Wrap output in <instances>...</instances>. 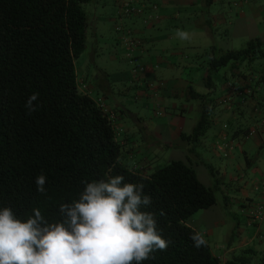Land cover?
Returning <instances> with one entry per match:
<instances>
[{
	"label": "trees",
	"instance_id": "trees-1",
	"mask_svg": "<svg viewBox=\"0 0 264 264\" xmlns=\"http://www.w3.org/2000/svg\"><path fill=\"white\" fill-rule=\"evenodd\" d=\"M89 1L0 0V210L11 208L16 218L26 222L34 216L33 209L39 208L47 223L61 222L64 215L60 206L78 200L85 182L107 181L123 175L125 182L145 185L144 194L152 197V204L141 210L156 213L158 230L171 241L166 251L157 250L154 258L142 264H223L208 243L207 247L194 246L190 236L196 230L187 225L196 213L214 207L217 204L215 191L220 185H227L217 177L215 166L204 164L215 178V190L201 183L195 169L183 161L154 167L152 158L148 161L151 162L149 169L133 166L131 148L130 151L126 149L111 119V115L118 117L119 113L107 106L105 99L97 102L90 96L91 92L80 90L81 76L76 60L86 48L87 16L82 4ZM136 2L138 0H132L129 5L132 13L144 14L143 9L147 7H137ZM200 59L206 62V67H202L206 71L203 81L209 92L200 93L191 84L175 95L179 101L183 99V103L201 102L202 117L193 133L182 131L179 135L189 145L200 143L217 125L212 120L215 107L226 103V112H243L248 110L246 106L254 96H261L262 90L264 93V63L258 73L251 70L249 64L245 69V65L241 66L264 60L263 36L249 41L242 50L225 52L213 46L204 51ZM189 62L192 65V58ZM144 65V71L139 70V73L145 72V77L131 72L129 83L137 91L145 83L149 89H167L165 81L153 83L146 79L148 72L153 70ZM223 68L231 69L230 76L228 73L222 77L226 82L230 78L231 87L237 86L234 90L239 96L233 95L228 87L227 96L219 101L221 98L213 97L217 90L214 79L220 77ZM104 83L97 82V90L107 93L110 85L106 87ZM32 93H38L37 103L42 106L28 114L25 105ZM255 107L264 113V105L260 102ZM168 110L178 108L158 105L153 111L157 116H164ZM186 111L183 105L180 112ZM128 113L121 112L122 115ZM131 117L140 124V131H147L141 121L134 115ZM253 119H257L255 126L245 123L238 125L242 128L239 132L229 129L231 136L214 137L213 145L223 158L233 156L236 145L264 130V116ZM190 152L194 153L195 149ZM42 172L47 176L45 193H39L36 185L37 176ZM256 209L252 206L247 210V226L260 227L264 222V218L254 220ZM161 210L166 214L159 215ZM240 252L228 256L233 258L225 264H264V251L247 247Z\"/></svg>",
	"mask_w": 264,
	"mask_h": 264
},
{
	"label": "rangeland",
	"instance_id": "rangeland-1",
	"mask_svg": "<svg viewBox=\"0 0 264 264\" xmlns=\"http://www.w3.org/2000/svg\"><path fill=\"white\" fill-rule=\"evenodd\" d=\"M131 1L90 0L82 4V9L87 16V29L85 51L76 60V69L79 72V76H81L79 78L80 90L83 93L91 92L90 96L97 100V102L98 99H105L106 105L119 113L120 116H116L112 120L119 138L125 144L126 149L130 151L131 148L129 153L133 158L131 160L133 166L149 169L151 162L148 161H151L152 158L154 160V167H164L172 161H183L195 169L201 183L215 190V178L204 164L215 166L217 175L222 174V171L220 172L222 165L230 164L231 169L229 171L231 173L232 171L234 172L232 165L237 160H240L238 153L235 154L232 150L234 158H223L222 153L216 151L217 147L213 145L214 142H211L213 139L211 138L212 132L210 130L201 138L202 143L200 142L196 145H189L187 142L182 141L178 131L172 134L169 116H157L149 108L154 107V105H147L141 100V94L127 81L129 73L132 72V67L136 66L135 62L140 65L143 63V57H139L141 55L134 53L129 45L125 43V40L129 37L131 31L139 37L137 31L140 30L142 34L145 33L150 36V40L154 41L149 40L148 43H137L134 46L135 49H139L141 46L142 48L154 46L153 49L157 50L158 54L164 51L166 52L165 55H170L173 52V47L175 49L176 47H180L183 49L187 59L192 58L191 66L196 68L195 70L191 68L184 69L183 72L188 75L185 78L190 79L189 81L192 82V85L198 92L207 94L209 90L206 87V83L204 84L205 81H203L206 71L202 68L206 67V62L203 59H198L196 56L203 49H209L212 46H216L225 52L245 49L249 41L264 34V22L257 24L255 19L257 15L250 16L248 11H244V15H242L241 6L236 4L241 2V0H219L211 7L203 6V0H190L196 1L197 4H191L188 10L182 9L183 0H172L171 6L164 4V0H141V3L136 2L135 5L137 7H147L146 10L143 9L145 13L126 15L123 11L124 2L129 3ZM262 5L264 6V2ZM154 6L157 9H154ZM125 11H127L126 8ZM172 15H175V17L173 18ZM220 15L225 16L226 22L224 24L217 22L218 18H215L220 17ZM150 16H153L154 19L150 20ZM164 16H169L170 18L165 19ZM261 16L264 18V13H261ZM157 17L159 19H156ZM206 22L210 24V28L208 27V29L201 26ZM134 26L136 29L133 28ZM177 29L189 32L190 39L182 40L178 36L176 37ZM210 33L212 36H210ZM137 57L139 58L136 60ZM180 61L183 62V65L187 62L184 58ZM263 63L264 60H255L254 63L246 62L241 66L245 65L243 67L245 69L249 64L251 70L258 73L262 69ZM228 73L230 76L231 69L223 68L220 70V77H215L214 79L217 90H215L213 97L216 99L221 98L219 101L227 96L226 90L228 85H233L230 78H228L229 82H226L225 78L222 77ZM117 76H120L119 79L122 80L115 82L114 79H117ZM97 82L109 83L110 87L107 93L97 90ZM253 86L256 88V84ZM260 94L261 99L258 102L264 105L263 90ZM160 97L162 99V96ZM166 103L168 106L172 104L178 108V110H173L169 113L182 116L181 119L185 121L184 133L192 134L202 117L201 102L193 100L190 103H183V99H180V101L173 99L166 100ZM183 105L187 111L181 113ZM226 106V103H222L218 107H215L212 120L221 126L230 124L231 127H236L242 124V120L239 122L230 121L232 120V118L230 119L232 115L230 117L227 116L229 113L226 112ZM250 106L251 102H248L246 107ZM124 108L129 111L126 115L121 114ZM130 113L134 115L136 120L141 121L142 127H147V131H140V124H136ZM220 143L223 144L222 141ZM168 146L170 148H167ZM177 147L178 149H173ZM235 147L237 148V145ZM193 148L195 149L194 153L190 152ZM221 149L219 147V150ZM258 156V165L260 164L264 168V149L260 150L254 159L250 158L251 165H255ZM230 183L220 185L215 191L217 204L214 207L209 210L199 211L187 222L188 226L203 234L216 256L225 253L228 247H230L229 245L231 247L232 245L239 247L240 243H243L245 240L250 241L251 238L255 240V243L250 242L249 245L251 248H254L260 239V235H256L258 230L264 232V222L260 227L247 226L246 215L243 213L240 203L236 202L235 199L246 201L241 197L239 188L235 185L237 181L233 184ZM261 187L263 191H259L260 194L251 191L252 198L254 199V203H251L252 206H264V195L261 196L264 193V183L261 184ZM258 198L260 199L257 201ZM249 207L248 209H250ZM232 258V256L226 257L227 260ZM252 264L256 263L253 262Z\"/></svg>",
	"mask_w": 264,
	"mask_h": 264
},
{
	"label": "clouds",
	"instance_id": "clouds-1",
	"mask_svg": "<svg viewBox=\"0 0 264 264\" xmlns=\"http://www.w3.org/2000/svg\"><path fill=\"white\" fill-rule=\"evenodd\" d=\"M176 35L190 39L186 30L177 29ZM135 36L131 31L125 40L126 44L127 40L133 42L134 52L135 44L142 42ZM38 101V93L28 97V114L42 106ZM106 109V113H113ZM114 117L111 115V119ZM46 183L47 176L42 172L36 179L39 193L46 192ZM144 188L143 183L125 182L123 175L85 182L78 200L60 206L64 219L56 223H47L39 208L33 209L34 216L26 222L16 218L11 208H3L0 264H142L154 258L153 253L166 251L171 241L158 230L156 213L141 210L152 204ZM165 214L163 210L159 213ZM190 238L196 248L207 247L200 232L193 231Z\"/></svg>",
	"mask_w": 264,
	"mask_h": 264
},
{
	"label": "crops",
	"instance_id": "crops-1",
	"mask_svg": "<svg viewBox=\"0 0 264 264\" xmlns=\"http://www.w3.org/2000/svg\"><path fill=\"white\" fill-rule=\"evenodd\" d=\"M217 1L219 0H203L202 4L203 6H212L214 3H217ZM173 2L172 0H164L163 3L167 4L169 6L172 5ZM147 3V2H146ZM239 6H241V11H242V15H244V11H248V13L250 14V16L253 15H257L256 16V23L260 24L261 22H264V18L261 16V13H264V6L262 4L259 3L258 0H241V2H238ZM193 4H197L196 1H190V0H183L182 2V9L184 10H188V7ZM246 6V7H245ZM204 9V8H203ZM263 11V12H261ZM179 14V13H177ZM173 18L175 17V15H172ZM199 16V14H198ZM165 19H169V16H164ZM211 18H213L211 16ZM218 18L219 23L224 24L226 22L225 20V16H221L220 17H215ZM259 20V21H258ZM211 21V20H209ZM213 22V21H212ZM132 24V23H130ZM206 24V25H204ZM202 24L201 26H204L205 28L208 29V27L210 26V24L208 22ZM135 28V26L133 27ZM210 28V27H209ZM136 29V28H135ZM139 37L136 35L135 38H140L142 40V42H149L150 40V36L146 35L145 33L142 34V32L140 30L137 31ZM140 33V34H139ZM210 36H212V34L210 33ZM263 38H264V34H262ZM177 37V35H176ZM149 38V39H147ZM258 38V37H257ZM256 39V38H253ZM150 41H154V40H150ZM143 44V43H142ZM150 44V43H149ZM144 45V44H143ZM151 45V44H150ZM193 47V46H192ZM213 47V46H212ZM153 47L150 48H145L141 46V48L136 49L134 53L141 55L139 57H143L142 62L147 64V66L149 67V69L153 70V71H149L148 75H146V79H148L149 81L156 83L160 80L167 82V89L165 90H153L152 88L149 89L148 87H146V83L142 84L141 89L138 90V93L141 94L142 96V100L148 105V104H152L154 105V107H149L150 109L154 110V108H156L158 105H163L169 108V106L166 103V100H173L176 99L175 95H178L180 92H183L189 85L192 84L191 81H189V78H185L188 77L187 74H185L183 72L184 69L187 68H191L193 70H195L196 68L194 66H191V62H189V59H187L185 57V53L183 51V49H181L180 47H176V49L173 47L172 48V54H167L165 55L166 52H162V53H157V50H154ZM211 48V47H210ZM208 49H203L201 53H199V55H197V58H201V54L206 51ZM190 57V56H189ZM186 59L187 62L183 65V62H181V59ZM155 69V70H154ZM182 70V71H180ZM184 73V74H183ZM144 74L141 76V78H144ZM190 77V75H189ZM120 76H117V79H114L115 82L116 81H120L122 79H119ZM128 79H131L130 73H129V77H127V81ZM104 84H106V87L109 86V83L105 82ZM242 85H244L242 83ZM228 87H231V85ZM237 89L236 87H231V91L233 95L235 96H239L238 93L236 94V91L234 90ZM153 92L156 93V95L153 96ZM152 93V95H151ZM150 98H149V97ZM162 96V99L161 97ZM264 98V97H263ZM261 99V96H254L252 98L251 102V106L248 108V110L245 109V111L242 112L241 111H237V112H233L232 114L229 113V115H227L228 117L234 118L236 122H239L240 120L243 121L242 124L239 125H243L244 123H253V126H255L256 124V120H254L253 118H257L258 117H262L264 116L263 112H259L258 109L255 107V105H257L259 102V100ZM172 107H175L174 105H171ZM126 113H128L127 109L124 108L123 109ZM169 112L171 110H168ZM131 114V113H130ZM167 116H169L170 118V129L172 131V134L175 133L176 131L182 132L185 128V121L184 119H181L182 116H177L175 114H167ZM227 117V118H228ZM254 120V122H253ZM154 125V124H153ZM156 125V124H155ZM226 125V124H224ZM158 126V125H157ZM227 126V125H226ZM226 126H221V125H216L212 130V139H214V137L216 135H221V136H231L232 130L229 129H237V131L235 132H239L241 128V126H236V127H229V125ZM252 126V127H253ZM251 127V128H252ZM214 141V140H213ZM212 142V141H211ZM182 147V146H181ZM264 149V130L263 131H258L257 134L251 138L250 140H248L247 142L243 143L242 145L239 144L237 146V148L235 149V154L238 153V156L240 157V160H237V162L232 165L233 166V170L230 173V169H231V165L230 164H225L222 165L220 167V172L222 171L221 175L219 176V179L221 182L225 183H230L233 184L235 181H237V183H235V185H237V188H239V193L241 195V197L246 201H242L240 199H235L236 202L240 203V206L243 210V213L247 216L246 211L248 210V207L251 203L253 202V198H252V192H256L259 193V191H263L261 184L264 183V168L262 167V165H258L259 162V156L256 159V163L255 165H251V160L250 158L254 159L255 155L261 150ZM232 158H234L235 156H231ZM260 194V193H259ZM263 194H261V196H263ZM260 196V198H261ZM258 198L257 201L260 199ZM252 204L250 205L249 208H251ZM248 223V220H247ZM256 235H260V239L258 240L256 247H254L256 250H258L259 252L264 251V232L262 230H258ZM250 242H254L255 240L253 238L250 239V241L245 240L243 243H240L239 247L233 246L231 247V245H229L230 247H228V249L225 251V253L216 256L214 253V255L218 258H220V260H224L223 264H225L228 260L226 259L227 256L236 254L237 252H240L242 250H244L247 247H250ZM263 248V250H262ZM227 255V256H225Z\"/></svg>",
	"mask_w": 264,
	"mask_h": 264
},
{
	"label": "built area",
	"instance_id": "built-area-1",
	"mask_svg": "<svg viewBox=\"0 0 264 264\" xmlns=\"http://www.w3.org/2000/svg\"><path fill=\"white\" fill-rule=\"evenodd\" d=\"M134 1H136V0H134ZM130 3L131 2H129V3H125L124 2V8H123V10H124V13L126 14V15H129V14H131L132 13V11L130 10V7H129V5H130ZM125 8H126V10L127 11H125ZM127 44L129 45V47L131 48V46H132V44H133V42L132 41H130V40H127ZM144 71V67H143V65H137L134 69H133V75H135L136 76V74H142V73H139L140 71ZM257 209H256V211H255V217H254V220H262L263 218H264V206L263 205H259V206H257L256 207Z\"/></svg>",
	"mask_w": 264,
	"mask_h": 264
}]
</instances>
